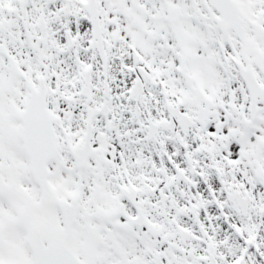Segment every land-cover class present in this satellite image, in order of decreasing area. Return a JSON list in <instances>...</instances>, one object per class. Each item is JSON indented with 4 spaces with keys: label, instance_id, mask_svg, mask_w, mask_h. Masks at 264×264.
<instances>
[{
    "label": "snow or ice",
    "instance_id": "snow-or-ice-1",
    "mask_svg": "<svg viewBox=\"0 0 264 264\" xmlns=\"http://www.w3.org/2000/svg\"><path fill=\"white\" fill-rule=\"evenodd\" d=\"M0 264H264V0H0Z\"/></svg>",
    "mask_w": 264,
    "mask_h": 264
}]
</instances>
